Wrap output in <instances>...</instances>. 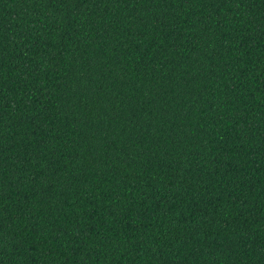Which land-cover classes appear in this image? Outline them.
<instances>
[{"label":"trees","instance_id":"trees-1","mask_svg":"<svg viewBox=\"0 0 264 264\" xmlns=\"http://www.w3.org/2000/svg\"><path fill=\"white\" fill-rule=\"evenodd\" d=\"M0 264H264V0H0Z\"/></svg>","mask_w":264,"mask_h":264}]
</instances>
